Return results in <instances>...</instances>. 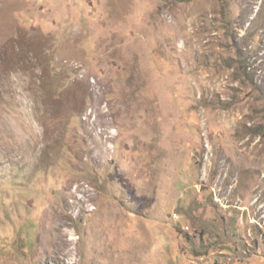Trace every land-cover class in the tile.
<instances>
[{
  "label": "rangeland",
  "instance_id": "374dc122",
  "mask_svg": "<svg viewBox=\"0 0 264 264\" xmlns=\"http://www.w3.org/2000/svg\"><path fill=\"white\" fill-rule=\"evenodd\" d=\"M0 264H264V0H0Z\"/></svg>",
  "mask_w": 264,
  "mask_h": 264
}]
</instances>
